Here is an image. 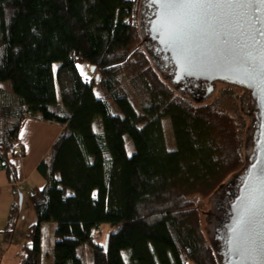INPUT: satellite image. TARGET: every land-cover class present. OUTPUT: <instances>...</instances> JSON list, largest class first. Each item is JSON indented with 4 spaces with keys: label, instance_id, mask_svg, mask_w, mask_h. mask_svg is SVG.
Masks as SVG:
<instances>
[{
    "label": "trees",
    "instance_id": "obj_1",
    "mask_svg": "<svg viewBox=\"0 0 264 264\" xmlns=\"http://www.w3.org/2000/svg\"><path fill=\"white\" fill-rule=\"evenodd\" d=\"M142 5L0 0V86H11L0 89V171L10 183L25 123L62 129L37 167L45 185L31 192L37 222L18 264H41L44 223L56 226L53 264H89L85 249L92 264H220L190 200L245 173V117L232 92L197 105L155 73L140 48ZM104 225L112 232L101 245ZM225 238L223 229V248Z\"/></svg>",
    "mask_w": 264,
    "mask_h": 264
},
{
    "label": "water",
    "instance_id": "obj_2",
    "mask_svg": "<svg viewBox=\"0 0 264 264\" xmlns=\"http://www.w3.org/2000/svg\"><path fill=\"white\" fill-rule=\"evenodd\" d=\"M146 3L154 51L174 65L177 82H224L253 97L254 150L231 202L224 254L225 264H264V40L257 31L261 25L255 18L252 27L246 17L217 19L195 9L165 13L159 0Z\"/></svg>",
    "mask_w": 264,
    "mask_h": 264
},
{
    "label": "rangeland",
    "instance_id": "obj_3",
    "mask_svg": "<svg viewBox=\"0 0 264 264\" xmlns=\"http://www.w3.org/2000/svg\"><path fill=\"white\" fill-rule=\"evenodd\" d=\"M140 3L143 2V0H138ZM147 6H141V11L139 13V17L137 18L138 25L141 27V37H142V43H141V49L148 54L149 59L154 67L155 73L162 77L165 81H167L170 86L174 89V91L177 94H182L186 98H191L192 93L191 92H183L184 88V82L180 81L177 82L173 75L174 72V66L172 68V64L164 63L160 53H156L155 48L153 46V41L149 37V33L147 31L148 24L146 21H150L148 17H146L147 13ZM145 30V31H143ZM80 69L83 70V68L80 66ZM86 78L89 81H93L94 77H96V69L94 72L89 70L88 68H84ZM174 73V74H173ZM97 79V77H96ZM229 86L225 83L216 82L213 88V92H211L210 95H208L207 98L196 101L193 99L191 101L197 102V105H202L204 103L211 104L217 100H221L225 97L226 92H232L234 94V102L231 108H233V111H235V114L242 115L245 117L246 121V133L244 138V157L250 158V156L253 154L254 150V134L255 129L251 126V115H255V104L253 97L251 93H246L243 89ZM0 89L9 90L11 91V86L8 85H1ZM132 98L134 104L136 105L135 101L137 99L138 103H142V99L138 98L136 96V99H134L133 95H130ZM136 107H139L136 105ZM244 174V172L237 171L233 173L230 177H228L224 184L220 186L212 195L205 197L203 195L196 196L190 201L194 204L195 207L199 210V219H200V229L203 231L205 241L207 246H209L212 251L216 254L217 261L220 262V264H225L226 255L224 254L225 250L222 247L221 243V237L223 235V229L225 230V224L226 220H228L229 213L226 214L228 208L231 206V202L233 198L235 197L236 193V186L240 183L241 176ZM235 190V191H234ZM234 191V192H233ZM19 203L22 202L20 197H18L17 200ZM17 202V203H18ZM24 202V201H23ZM18 203V204H19ZM32 203V202H31ZM19 207V206H18ZM33 207V205H32ZM28 204V200L24 202L23 208H22V217L24 220H21L20 222L16 223V229L13 232V239L15 244L17 242H23L26 240L25 238V231L26 228L29 227L31 224H36L37 218L34 211V208H32ZM17 212V211H16ZM15 212V213H16ZM19 214V213H16ZM34 224V225H35ZM33 226V225H32ZM40 227L41 232V249H42V258H43V264H53V247L55 242L54 237V231H55V224L54 223H44ZM112 232L111 228L108 225H104L100 232L96 233L95 235V241L101 245L105 243V240L107 239L108 234ZM27 235V232H26ZM82 254L85 256L86 261L89 264H92L91 260V252L90 249L85 251H81Z\"/></svg>",
    "mask_w": 264,
    "mask_h": 264
},
{
    "label": "crops",
    "instance_id": "obj_4",
    "mask_svg": "<svg viewBox=\"0 0 264 264\" xmlns=\"http://www.w3.org/2000/svg\"><path fill=\"white\" fill-rule=\"evenodd\" d=\"M61 131L62 129L56 125L27 121L20 133V148L24 150V156L16 161L20 167L19 182L10 183L6 173L0 171V264L19 263V253L27 239L15 244L13 232L16 229V223L24 220L21 215L24 202L28 200L29 206L32 207L31 192L34 189L41 190L45 185L37 167L49 154ZM21 195L22 202L19 203L17 200ZM29 227L26 228L25 238ZM42 260L43 258H41V264H43Z\"/></svg>",
    "mask_w": 264,
    "mask_h": 264
},
{
    "label": "snow or ice",
    "instance_id": "obj_5",
    "mask_svg": "<svg viewBox=\"0 0 264 264\" xmlns=\"http://www.w3.org/2000/svg\"><path fill=\"white\" fill-rule=\"evenodd\" d=\"M165 13L173 10L195 9L205 16L217 19H229L246 17L250 26L253 18L261 25L257 29L260 37L264 40V0H159ZM256 43H261L260 40Z\"/></svg>",
    "mask_w": 264,
    "mask_h": 264
},
{
    "label": "flooded vegetation",
    "instance_id": "obj_6",
    "mask_svg": "<svg viewBox=\"0 0 264 264\" xmlns=\"http://www.w3.org/2000/svg\"><path fill=\"white\" fill-rule=\"evenodd\" d=\"M143 6H145V7L147 6L146 0H143ZM146 17H148L149 20L151 21L150 16H149V8L147 9ZM150 21H146V23L149 24ZM164 63H167V62L164 61ZM173 66L174 65H172V68H173ZM174 76H175V74L173 75V78H174ZM215 83L216 82L208 83L206 81L188 80V81L184 82L183 92L184 93L185 92H191L193 94L192 95L193 99L200 101V100L207 98L208 95L211 92H213V88H214Z\"/></svg>",
    "mask_w": 264,
    "mask_h": 264
}]
</instances>
